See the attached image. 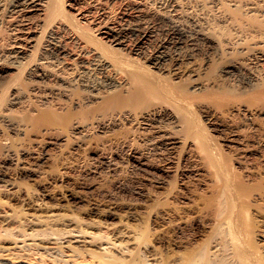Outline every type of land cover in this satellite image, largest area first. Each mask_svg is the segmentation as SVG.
<instances>
[{
  "label": "bare ground",
  "instance_id": "obj_1",
  "mask_svg": "<svg viewBox=\"0 0 264 264\" xmlns=\"http://www.w3.org/2000/svg\"><path fill=\"white\" fill-rule=\"evenodd\" d=\"M102 1H106V5L108 0H0V34H4L9 42L6 44V39L0 38V81L6 77L7 69L11 67L16 70L27 68L26 81L30 88L29 91H24L23 88L17 89L14 98L5 107L0 108V118L9 131L14 134L23 132V125L16 122L12 116L14 110L23 111L33 108L34 105L36 107L37 105L56 106L58 109L69 103L76 109L95 105L96 109L90 120L85 121L84 114L78 113L79 115H72L69 123V119L65 121L70 125L71 133H79L86 137L94 128L98 129L99 133H106L107 127L119 125L122 121H127L130 124L138 123L140 130L150 133L151 138L146 140L147 145L143 149L129 148V159L141 170H149L155 158L162 157L163 159V155L168 150L181 143V140L176 137L178 133L175 135V132L182 125L174 111L156 104L160 102L145 103L143 94L151 87L150 82L145 79L142 72L131 67L128 59L124 58L126 53H121L122 50L125 52L129 50L136 57L143 56L147 60L148 66L140 68L148 69L147 67H149L157 71L160 78L170 76L174 81L183 82L186 85V91L181 87H176V83L162 85L159 88L165 98L177 102L176 104L181 106L188 103L182 95L184 92L200 95L203 91L214 89L218 90L213 93L214 97L215 94H217L216 97L224 95L223 93L227 90L230 92L236 90L241 94L253 95L249 99L254 101L264 98V0H134L131 8L127 6L129 11L133 10L131 15L121 22L114 21V18L109 16L108 5L106 7ZM117 1L128 3V0H116L115 3ZM64 5L69 8L66 13L62 10ZM91 8L99 9L98 17L96 15L94 20L90 15ZM77 20L84 23L96 22L99 34L105 41L102 42L101 37L93 39L92 35ZM47 30L48 39L45 41L40 58L34 60L32 54L34 50H37L36 38L41 32ZM64 39L68 42H65ZM70 44L73 46L70 47ZM5 45L10 48L7 49ZM202 62L204 65L209 63L206 68H208L207 71H214L213 77H210L212 76L210 74L204 76ZM152 74L154 73L150 75L152 76ZM114 90H119L123 95L118 96L117 99H108L107 96ZM241 94L240 96H242ZM236 98L238 97L235 96ZM246 98L248 100L247 96ZM239 100L241 99L239 98ZM202 105L205 110L208 108L205 107V104ZM232 110L249 111L240 103L234 104ZM216 116L214 117L218 120V116ZM158 118L163 119L165 124H157ZM212 118L213 116L210 119L213 120ZM224 126H226L225 123ZM224 132L222 131V133ZM205 134L207 135V132ZM224 134L222 135L224 136ZM184 139L182 138V140ZM187 140L188 138L185 139V142ZM236 140L238 141V139ZM229 146L232 145L229 144ZM8 149L0 154V164L2 165L0 167V182H3L9 187L8 190L12 191L16 186L14 183L4 181L3 173L6 165L18 161L19 154ZM211 151L212 148L209 152ZM21 153L30 155L26 150ZM211 153L213 154V151ZM167 154L169 153L167 152ZM108 158L102 160L101 165L112 172L116 170L117 164L112 157ZM207 159L205 161H208ZM158 160L161 159L158 158ZM219 161L218 158L217 163ZM220 162L215 163L219 165ZM173 163L175 162L173 161ZM222 163L224 164V162ZM223 164L219 170L218 166L216 168L214 166V170L219 172L223 170L224 172L220 173L221 176L226 172L230 174L228 168L226 172L224 168L221 169ZM164 171L166 170L164 169ZM216 173L218 172L216 171ZM222 173L224 174L222 175ZM221 176L218 175V179L224 177ZM224 179H221L222 181L216 179V183L218 181V184L219 182L221 184V182L229 180L227 177V180ZM230 181H228L230 184L224 182L220 185V187L223 186V189L215 186L216 189H222L223 194H220L219 200L216 199L217 203L214 209L212 206L204 212V221L197 219L198 214L195 215L197 212L192 211V207L190 210L186 208L168 211L167 215L171 218L170 223L176 225V229H178L173 237V240H177L175 242L186 243L187 246L195 238L201 237L207 229L210 230V234L207 232L208 238L199 246L197 244V247H188L190 250L185 253V256L183 253L182 258H178L177 254H174L173 259V255L170 257H165V253L159 255L162 259L164 256L162 264H264L262 257L264 254L261 255V252L264 253V251H261L262 247H259L260 244L256 245L253 238L258 230V228L255 230L256 223L248 217L250 214L246 213L247 207L239 203L241 192L239 195L238 191L231 187ZM239 186L241 185L239 184ZM118 187L121 188V184ZM133 191L138 194L142 190L136 188ZM155 209L153 212L156 211ZM163 211L167 210L163 209ZM176 216L183 220L186 219V226H192L191 229L199 225L198 227L202 228L201 231L195 229L192 230L194 233H186L185 227H182L184 221L174 220ZM15 217L17 218L18 215L16 214ZM164 218L162 219L164 220ZM247 218H250L249 220L252 222L249 223ZM146 220L145 225L147 223L149 226L150 218ZM150 226L144 227L146 229L141 230L142 232H139V236L135 239L138 242L137 246H142V249L144 245L141 243L148 244L151 241L150 236L154 235ZM168 227H170L169 223ZM259 232L257 233L260 235ZM7 233L6 235L5 231L6 236L3 233L0 234V264H17L19 259H30L34 255H39L44 263L46 260H50L53 264H82L81 261L85 262L87 255L98 259L96 264H118V258L111 254L99 256L91 250L81 249V251L75 247L70 249L71 254H69L64 253L58 246L51 247L25 241L19 244L14 229ZM165 238L163 236L161 240L163 241ZM5 242L9 244H5ZM216 243L223 245V249L225 247L224 251L221 248L223 254L219 253L220 256L213 253L215 252L213 244ZM173 244L175 243L173 242ZM137 250L135 253H131L132 257L130 256L128 264H148L145 261L146 258L141 256L144 252L141 254L139 253L141 250H139L137 253ZM156 255H158L157 251ZM169 255H171L170 252ZM175 255H177L176 258ZM150 257L152 258V256Z\"/></svg>",
  "mask_w": 264,
  "mask_h": 264
},
{
  "label": "rangeland",
  "instance_id": "obj_2",
  "mask_svg": "<svg viewBox=\"0 0 264 264\" xmlns=\"http://www.w3.org/2000/svg\"><path fill=\"white\" fill-rule=\"evenodd\" d=\"M115 1L111 0L110 2L108 0L106 4L108 7L105 5L106 1H102L109 10V16L114 18V21L119 22L128 19L133 11H129V8L133 5L134 0H128L127 4L119 3V1L115 3ZM110 7L111 9H109ZM91 9L90 15L94 20V17L99 14V9ZM62 10L66 13L69 8L64 5ZM78 22L92 35L93 39L101 37L96 22L84 23L81 20ZM91 28L95 29L91 30ZM0 38L6 39V44L9 43L4 34H0ZM47 39L48 30L41 32L36 38L37 50L33 51L32 59L40 58ZM101 39L102 42L105 41L103 37ZM64 40L68 42V40ZM5 46L7 49L10 48L8 45ZM71 46L73 44H70ZM121 53H126L124 58L128 59L131 67L142 72L145 79L150 82L151 87L143 94L145 103L160 102L156 104L163 105L178 115L182 127L180 126L181 129H175L176 132H174L175 135L178 133L176 137L181 140V143L174 145L171 148L173 150H168L169 154L166 152L163 159L162 157L155 158V161L153 160L155 165L152 163L153 165L149 170L143 171L129 159L128 153L129 148L136 150L145 148L147 145L146 140L151 138L150 133L140 130V124L138 123L130 124L127 121H122L119 125L107 127L106 133H99L98 129L94 128L89 136L85 137L79 133H71L68 123L72 119V115L76 116L78 113L84 114L85 121L90 120L93 111L96 109L95 105L86 106L82 109H76L70 103L59 109L56 106L37 105L36 107L34 105L31 109L14 110L12 116L16 122L23 125L22 133L14 134L9 131L0 118V154H3L6 151L5 149L8 148L13 152L15 151V154L17 152L19 154L18 161L14 162L15 164L6 165L3 173V180L14 183L16 188L12 191L8 190L9 187L0 182V231L6 236L9 233L7 231L11 232L14 229L19 244L25 241L51 247L58 246L64 253L69 254H71L70 249L74 247L84 251L91 250L99 256L111 254L118 258V264H128V260L132 257L131 253H135L136 248H140L141 251L137 250L136 252L139 251L141 254L144 252L141 256L146 258L144 260L148 264H162L164 256L170 257L173 255V259L174 254H177L178 258H182L183 253L185 256V253L190 250L188 247L194 248L197 247V244L199 246L210 234V230L204 228L205 233L201 237L195 238L190 243L191 245L187 244L186 246V243L175 242L177 240H173V237L178 229H176V225L170 223L171 218L167 215L168 211H178L186 208L190 210L192 207L191 210L197 212L195 215L198 214L197 219L204 221V212L212 206V209H214L217 200L223 194V186L220 187V185L225 181L221 184L220 182L218 184V181L225 178L224 180L229 179L225 184L231 180V187L234 190L236 189L235 191H238L239 195L241 192L239 203L247 207L246 213L250 214L248 217L251 218L249 219L257 225L256 227L254 223L255 230L260 229V232L257 230L260 235L256 232L255 234L258 235L254 234L253 238L256 245L260 244L259 247L263 248H261V251H264V98L260 100L261 102L254 101L249 99L253 95L249 96V94L239 92L242 95L240 96L236 90H232L234 92L227 90L223 93L224 95L216 97L217 94H215L214 97L213 93L218 91L214 89L203 91L200 95L184 92L182 95L188 103L181 106L176 104L177 102L165 98L159 88L162 85L176 83V87H181L186 91V85L183 82L174 81L170 76L160 78V75L156 73L157 71L149 67H147L148 69L140 68L141 66H148V62L143 56L136 57L129 50L126 52L122 50ZM208 64L204 65V62L201 64L204 76L214 74V71H207ZM26 73L27 68L16 70L11 67L7 69L6 77L0 81V108L5 107L14 98L17 89L23 88L24 91H29ZM151 73L154 74L151 76ZM120 93L119 90H114L107 98L117 99L118 96L123 95V93ZM235 96L238 98L235 99ZM243 96L245 97L243 98ZM233 103H240L249 111H234L232 110ZM202 104H205L208 110H205ZM212 116L213 120L210 119ZM66 120L68 123L65 122ZM224 123L226 126H224ZM157 124H165V121L158 118ZM221 128L225 129L221 130ZM222 131H225V134ZM182 138H188L187 142ZM229 144L234 145V147H230ZM210 148H212L213 154L212 151L209 152ZM23 150L28 151L30 155H23L21 153ZM108 157H112L117 164L116 170L112 172L101 165L102 160ZM158 158L161 160H158ZM206 158H208V161H205ZM218 158L220 161L222 160L219 162L221 164L224 162L225 165L223 164V166H226H222L221 169L224 168L225 172L227 168L230 170L231 176L226 172L230 176L229 178L226 173H222L224 177L221 176L220 173L221 171L224 172L223 170L218 171L221 166V164L216 165ZM214 166L215 168L218 166V170H216L218 173L214 170ZM133 168L137 170L134 171ZM217 174L223 178H219V180ZM216 179L218 180L217 183ZM119 184H121V188L118 187ZM216 185L222 189L217 188V190ZM136 188L142 190L141 193H135L133 190ZM153 207L156 208H154L155 212H153ZM163 209L167 211H163ZM16 214L18 215L17 218L15 217ZM175 218L174 220L179 222L183 220L178 216ZM146 219L151 222L149 223L152 226H149L154 235L150 236L151 241L148 244L141 243V245H144L142 249V246H137L138 242L135 239L144 227H149L147 223L145 225ZM249 219V223L252 222ZM185 220H183L182 227H185L186 230L184 229V231L186 233H194L192 230L195 229L201 231L202 228L198 227L199 225L195 226L194 229H191L192 226H186L187 220ZM168 223L171 228L168 227ZM1 232L0 234H2ZM163 236L166 237L165 241L161 240ZM156 238H159V240H156ZM202 238L204 239L202 240ZM5 244L9 243L5 242ZM216 244H213V250L215 251L213 253L222 255L225 247L223 249V245ZM155 250L158 255H156ZM169 252L171 255H169ZM162 254L164 255L163 259L159 256ZM262 254L264 253L261 252ZM177 255H175V258ZM85 257V262L80 259L82 264H96L99 261L89 257V255ZM262 257L264 258V255ZM17 264L53 263L50 260H46V263H44L39 255H34L30 259H19Z\"/></svg>",
  "mask_w": 264,
  "mask_h": 264
}]
</instances>
